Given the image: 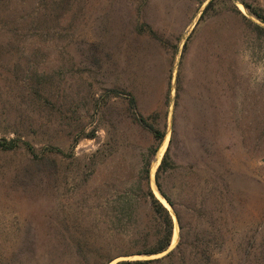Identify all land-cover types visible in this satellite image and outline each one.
<instances>
[{
  "label": "rangeland",
  "instance_id": "obj_1",
  "mask_svg": "<svg viewBox=\"0 0 264 264\" xmlns=\"http://www.w3.org/2000/svg\"><path fill=\"white\" fill-rule=\"evenodd\" d=\"M210 1L0 0V138L46 154L0 153V264H101L138 242L144 166L157 197L166 151L180 248L157 197L168 250L111 264H264V24L240 3L264 0L202 15Z\"/></svg>",
  "mask_w": 264,
  "mask_h": 264
},
{
  "label": "trees",
  "instance_id": "obj_2",
  "mask_svg": "<svg viewBox=\"0 0 264 264\" xmlns=\"http://www.w3.org/2000/svg\"><path fill=\"white\" fill-rule=\"evenodd\" d=\"M214 0H211L209 4L204 9L202 15L206 13L210 7L212 6ZM241 5L248 11V13L253 16L255 19H257L260 23L264 24V9L261 7H252L249 4L241 1ZM255 28L261 30L264 32V29L255 26ZM135 102L133 99H129V105L132 109L133 106H135ZM133 113V112H132ZM133 116L136 119V122L144 128L147 132H149L152 135V138L155 140L156 147L153 150L154 152L157 151L159 148L164 135L163 133L154 128L152 125L148 124L146 121H144L141 116L133 113ZM18 150H21L25 156L29 159L30 164L36 162L37 166H40L42 164L44 157H46V154H43L41 156H38L34 148L30 146L28 143L20 142L19 140L15 139H9L6 140L5 138H0V153H10V152H16ZM153 152V153H154ZM44 156V157H43ZM171 164L168 160L167 151L162 157V160L156 170L154 181L155 186L160 195L163 197V199L166 201V203L174 210L176 222L179 229V243L176 246V249L180 248V244L183 240V234H184V225L182 223V218L180 214L175 211L174 203L171 201V199L166 196V194L163 192L161 184H160V178L161 174L170 170ZM144 176L142 178L144 189L141 190L140 195L138 196V202L140 203V206L147 207V212L145 214V222L144 226L147 230L148 234L146 233L143 235L140 240L133 245H130L128 247H124L121 249H124L122 252H118L112 257L106 258L104 262L101 264H111L115 260H117L120 257H130V256H157L160 255L168 250L170 247L173 230H174V222L172 219L171 214L169 213L167 207L160 202L155 196V192L153 194L151 188H150V182H149V162L145 163L144 166ZM165 206V207H164ZM32 239L29 238H20L18 239V244L20 247H26L28 250H25L24 255L31 256L32 255ZM28 251V252H26ZM170 252L167 257L171 254ZM14 256V253H12ZM99 259H101L103 256L101 254H98ZM12 257L7 258V260H10ZM158 262V260H136V261H118L114 264H152Z\"/></svg>",
  "mask_w": 264,
  "mask_h": 264
},
{
  "label": "water",
  "instance_id": "obj_3",
  "mask_svg": "<svg viewBox=\"0 0 264 264\" xmlns=\"http://www.w3.org/2000/svg\"><path fill=\"white\" fill-rule=\"evenodd\" d=\"M156 191L158 192V190L156 189ZM153 194H154V192H153ZM158 194H159V196L163 199V197L160 195V193L158 192ZM154 196H155V194H154ZM156 197V196H155ZM157 198V197H156ZM158 199V198H157ZM159 200V199H158ZM164 200V199H163ZM160 201V200H159ZM165 201V200H164ZM161 202V201H160ZM165 203H166V201H165ZM167 204V203H166ZM167 206L169 207V205L167 204ZM165 207V206H164Z\"/></svg>",
  "mask_w": 264,
  "mask_h": 264
},
{
  "label": "bare ground",
  "instance_id": "obj_4",
  "mask_svg": "<svg viewBox=\"0 0 264 264\" xmlns=\"http://www.w3.org/2000/svg\"><path fill=\"white\" fill-rule=\"evenodd\" d=\"M157 197L160 199V200H162L163 202H164V200L159 196V194L157 193ZM165 203V202H164ZM166 204V203H165ZM166 206H167V204H166ZM168 207V206H167ZM176 237V236H175ZM175 239V238H174Z\"/></svg>",
  "mask_w": 264,
  "mask_h": 264
}]
</instances>
